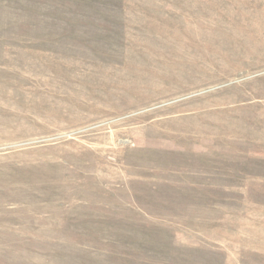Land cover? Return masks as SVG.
Wrapping results in <instances>:
<instances>
[{"label": "rangeland", "instance_id": "374dc122", "mask_svg": "<svg viewBox=\"0 0 264 264\" xmlns=\"http://www.w3.org/2000/svg\"><path fill=\"white\" fill-rule=\"evenodd\" d=\"M0 264H264V0H0Z\"/></svg>", "mask_w": 264, "mask_h": 264}]
</instances>
